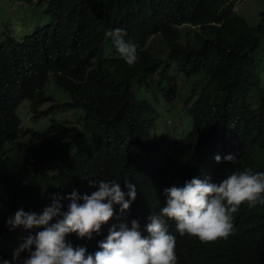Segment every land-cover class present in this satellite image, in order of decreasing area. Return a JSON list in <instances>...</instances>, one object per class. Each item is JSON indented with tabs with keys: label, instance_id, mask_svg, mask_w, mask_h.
<instances>
[{
	"label": "trees",
	"instance_id": "obj_1",
	"mask_svg": "<svg viewBox=\"0 0 264 264\" xmlns=\"http://www.w3.org/2000/svg\"><path fill=\"white\" fill-rule=\"evenodd\" d=\"M37 2L44 5L38 15L51 24L21 46L8 37L0 43V239L12 241L27 234L4 226L16 209L39 211L53 194L94 191L88 189L89 163L100 157L112 169L109 179H121L122 190L124 179L136 184V197L125 212L117 214L118 205L113 206L116 218L101 226L99 236H66L88 252L96 250L113 224L135 219L141 235H147L144 225L151 212L163 206L165 187L192 177L218 182L237 169L264 171V0L252 23L235 12L238 0ZM0 27L4 35L6 29L13 31L5 21ZM117 27L137 45L138 59L132 66L104 36L105 30ZM149 36L153 44L146 43ZM32 63L34 69L25 76L24 67ZM173 68L183 79L180 85L170 73ZM190 78L198 82L191 91L186 80ZM49 82L68 93L70 101L61 108L83 111L78 121L86 125V134L72 142L88 145L85 153L74 151V158L65 162L68 166L57 171L46 167L57 156L67 131L64 125L51 120L41 131L22 128L16 120L23 100H34L36 109L51 101L46 93ZM183 91L188 98L182 99ZM250 100L261 107L258 122L235 126L226 116L248 113ZM176 101L192 121L178 146L151 135L157 107ZM56 105L38 116L60 110ZM228 153L236 155L232 164L213 159ZM87 158L84 168L75 167ZM10 160L11 165H5ZM233 216L232 233L213 241L181 236L169 220L177 264H264V205L242 203ZM11 251L0 247V258L11 259Z\"/></svg>",
	"mask_w": 264,
	"mask_h": 264
},
{
	"label": "clouds",
	"instance_id": "obj_2",
	"mask_svg": "<svg viewBox=\"0 0 264 264\" xmlns=\"http://www.w3.org/2000/svg\"><path fill=\"white\" fill-rule=\"evenodd\" d=\"M20 3L18 2L21 6L23 2ZM40 23L44 26L36 30L34 25ZM50 24L49 18L34 19L25 27L21 24L15 25L12 27L13 33L8 29L4 30L5 35L0 32V36L8 37L14 44L21 46L26 39H32L31 36ZM16 26L20 30L17 38L14 39L12 35ZM104 36L110 39L112 47L124 63L129 66L135 64L138 59L137 45L126 38L125 29L117 27L105 30ZM153 38L149 36L146 43L153 44ZM3 40H0L1 44ZM33 69L34 63L24 67V75L27 76ZM66 92L63 87L58 88L49 82L46 93L48 97H52L51 101L36 109L34 100H23L20 106L27 102L18 107L16 120L22 124V128L32 127L34 130L43 131L49 126L43 118L50 113L46 116H38V114L50 108L51 104L60 106L61 103L69 102L70 98ZM249 105L248 113L241 112L226 118L231 119L235 126H240L242 121L248 124L258 122L256 116L261 107L257 100H250ZM59 109L68 110L61 106ZM79 116L78 113V118ZM26 117L30 121L28 126L23 124ZM78 118L79 127L78 129L75 127V130H71L72 127H67L61 122L67 131L59 145L60 149L55 160L46 167L48 171L51 169L57 171L61 166L67 167L65 162L74 158V151L78 155L86 152L88 146L86 143L72 142L75 137H84L86 134V125L78 121ZM33 124H38V127ZM166 124H170V121ZM234 138H238L237 135L229 138L228 142ZM165 139L173 142L175 146H178L177 142L181 140ZM49 156L53 155L50 153ZM213 159L217 163L223 160L232 164L236 160V155L228 153L222 157L216 154ZM88 160L87 158L75 167L84 168ZM93 162L94 160H91L89 163L88 189L94 190L90 194H78L75 189L63 196L58 193L53 194L50 202L39 211L31 209L25 211L18 208L5 218L4 226L9 231L19 228L21 232L27 234L18 240L16 247L11 251V259L0 258V264H177L176 238L168 230L169 220L174 221L175 231L181 236L188 234L201 241L226 239L233 231V214L238 211L242 203L246 202L248 207L264 205V171L237 169L218 182H212L207 177L203 179L192 177L186 179L182 185L172 184L162 189L163 206L158 213L151 212L147 217L148 222L144 225L147 235H141L135 219L127 224L124 222L113 224L108 227L106 236L97 241L96 250L88 252L85 246H73L66 240V236L72 233L78 239H91L93 234L99 236L101 226L110 218H116L113 206L118 205L117 214L125 212L136 197L135 183L124 179L122 190L121 179L119 181L109 179L112 169L105 167L106 160L103 157H100L98 162ZM100 168L102 169L99 175L93 179ZM63 201L67 203H62ZM21 253L26 255L22 257Z\"/></svg>",
	"mask_w": 264,
	"mask_h": 264
},
{
	"label": "rangeland",
	"instance_id": "obj_3",
	"mask_svg": "<svg viewBox=\"0 0 264 264\" xmlns=\"http://www.w3.org/2000/svg\"><path fill=\"white\" fill-rule=\"evenodd\" d=\"M37 1L38 0H34L30 4H25V5H22L23 3L21 2L22 4L20 3L21 4L20 6L18 4V0H0V25L2 24L3 21H5L8 27H13L18 24H21L25 27V25H27L34 19L46 20V18H44L43 15H38L41 12L44 5L42 3H38ZM262 2L263 0H238L237 5L235 6V12L239 16L245 18L248 23H252L256 19L255 16L257 12L263 10ZM31 7L33 8V11L37 15H32L30 10ZM43 26H44L43 23L34 25L36 30L42 28ZM18 34L19 32L15 30V33L12 35V37L16 39ZM3 39L4 37L0 36V40ZM173 70L175 72L174 68L170 70L171 75H173L178 85L182 84L183 82L182 77L179 76L176 72L173 73ZM186 80L189 81L190 91L193 88V83L198 85L196 78H190ZM185 93L186 91H183L182 99L187 96V95L185 96ZM188 97L189 95L187 96V98ZM26 102H24L22 105H24ZM61 104L59 105L61 106ZM157 108H158L159 117L154 121V129L152 130L151 133L154 139L157 140L159 137H164V138L177 140L185 137L191 131L192 121L190 120V117L187 114L183 113L180 104L177 103V101L173 102L172 105L160 106ZM18 113L19 110L17 114ZM78 113L80 115H83V111L80 109H74V110L61 109L59 111H54L53 113H50L48 116H46L43 119L48 123H50L51 120L62 122L64 123L65 126L72 127L71 130H75V127H77V129L79 127V123L77 122ZM45 121H43V124L45 123ZM167 121H170V124H166ZM23 124L24 126L30 125V121L28 117L24 119ZM33 125L38 127V124H33ZM3 156L7 158V154H4ZM11 163L12 160L5 161V165L7 166H10ZM18 240L19 239L10 241L8 239H0V247L5 248L6 250H13L16 247Z\"/></svg>",
	"mask_w": 264,
	"mask_h": 264
}]
</instances>
